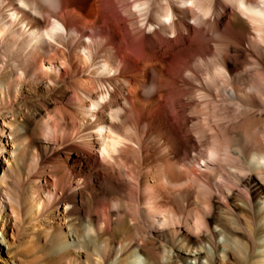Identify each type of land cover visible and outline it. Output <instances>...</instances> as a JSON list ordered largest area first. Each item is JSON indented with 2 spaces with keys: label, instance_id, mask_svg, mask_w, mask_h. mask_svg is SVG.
<instances>
[{
  "label": "bare ground",
  "instance_id": "obj_1",
  "mask_svg": "<svg viewBox=\"0 0 264 264\" xmlns=\"http://www.w3.org/2000/svg\"><path fill=\"white\" fill-rule=\"evenodd\" d=\"M229 1L264 40V2ZM175 4L197 13L191 23H198L199 17L208 18L213 11L211 0H177ZM148 5V2H136L131 9L142 16V25L146 24L152 32L158 27L146 21ZM172 6L169 3L165 14L158 13L161 23L173 24ZM40 19L42 14L26 0H0V56L15 57L16 50L46 51L48 47L61 46L60 39L74 44L91 42L90 38L82 40L78 33L69 31L57 16H51L46 26L40 24ZM171 36H176L175 30ZM107 52L112 55L115 48L110 45ZM81 54L85 58L91 56L86 47H82ZM211 59L214 61L216 56ZM113 61L105 57L92 69L101 78L115 76ZM18 68L15 65L14 72ZM43 70L59 72L54 61L43 64ZM224 72L222 67L215 69L218 76H224ZM1 76L0 234L8 247V259L0 256V264H264V139H260V132L264 138V108L258 100L250 97L252 105L248 107L233 88L226 92L241 108L259 110L260 117L251 126L241 132L234 130L236 135L228 138L236 143L241 137L250 143L249 157L242 158L247 160L251 172L247 173L239 164L233 173L234 182L248 189L249 198L228 184H217L222 198L215 200L217 190L212 179L198 173L220 158L223 148L219 140L207 148V156L197 164L198 169L190 174L184 172L189 175L188 189H180L179 184L173 183L175 171L163 173L171 187L166 185L160 190L150 178L142 185L143 175V180L134 176L138 185H132L126 171L137 174L136 167L143 164L138 162L130 167L125 158L129 147L141 146L127 134L130 129L122 134L105 123H98L92 129L85 145L94 150L97 144L108 165L104 173L106 180L97 189L82 182L86 159L76 154L71 143L63 146V142L50 156L43 154L60 137L55 136L54 142L39 137V122L47 134L60 131L64 136L70 128L76 129L66 109L52 110L45 105L39 118L32 119L24 112V104L18 102V91L13 93V84L3 80L8 71L1 72ZM166 80L161 75L158 83L162 88ZM101 86L106 88L103 83ZM110 98L111 91L107 88L98 99L91 98L90 105L82 106L91 124L98 122L97 113ZM197 98L207 101L202 93H197ZM173 104L172 110L165 111L169 124L162 129L169 151L183 150L192 142L184 115L176 102ZM108 118L118 119L119 108H111ZM196 136L201 139L199 132ZM27 138L34 148L32 163L35 164L27 165L29 171L25 177ZM227 161L233 160L227 158ZM162 197L170 199L172 204L164 203ZM41 242L46 250L40 251ZM20 246L25 248L19 250ZM142 257L144 262L140 261Z\"/></svg>",
  "mask_w": 264,
  "mask_h": 264
},
{
  "label": "rangeland",
  "instance_id": "obj_2",
  "mask_svg": "<svg viewBox=\"0 0 264 264\" xmlns=\"http://www.w3.org/2000/svg\"><path fill=\"white\" fill-rule=\"evenodd\" d=\"M26 1L42 14L41 25H49L50 17L57 16L69 31L82 36V40L85 37L91 39L86 45L83 41L74 44L68 39H60L61 46L48 47L46 51L16 50L15 57L0 56V77L1 72L8 71L3 80H10L13 93L18 91V102L24 104V112L28 116L39 118L45 105L52 110L62 107L70 114L71 124L76 127L74 129L70 125L72 128L64 137L60 131L47 134L42 122H39V137L52 142L55 136L60 137L43 154L50 156L52 150L58 149L63 142V146L71 143L76 154L84 155L86 159L82 182L101 189L108 165L101 157L97 144L94 150L85 147L88 136L98 123H105L122 134L130 129L127 134L141 148L129 147V157L125 161L130 167L138 162L143 164L141 168L136 167L137 174L126 171L132 185L137 186L135 177L143 180V175L145 180L142 185L150 178V182L161 190L166 185L170 186L163 173L175 171L173 183L179 184L180 189H188L189 175L184 172L190 174L193 169H198L197 164L207 156V148L219 140L218 144L223 148L220 158L211 161L209 167H203L198 173L212 179L217 190L215 200L222 198L217 184H228L250 197L248 189L237 185L233 179L235 166L239 164L247 173L251 172L247 160L242 158L249 157L247 148L250 143L241 137L236 143L228 138L236 135L234 130L241 132L251 126L260 117L259 110L256 107L249 110L241 108L226 96V92L233 88L243 104L250 107V97H253L264 108V40L257 36L254 26L229 0H211V15L208 18L199 17L198 23H191L197 13L178 8L175 4L177 0ZM136 2L149 3L144 15L147 22L158 27L155 31L149 32L147 25H142V16L132 11ZM250 2L256 3L257 0ZM169 3L173 4L175 20L172 25H165L158 20V13L165 14ZM28 14L31 15V12ZM174 30L176 36L172 37ZM110 45L115 48L112 55L107 52ZM82 47L90 50V58L81 54ZM215 56L213 61L211 57ZM105 57L114 60L115 76L101 78L92 69ZM49 61L58 66V73L43 70V64ZM15 65L19 67L18 72L13 70ZM216 67L224 68V76L215 73ZM161 75L167 78L165 88L158 83ZM21 82L22 85H19ZM102 83L106 88L101 86ZM107 88L111 91V98L97 113L98 122L91 124L82 106L90 105L91 98L98 99ZM197 93L205 94L207 101L198 99ZM175 102L184 115L192 142L183 150L169 151L163 131L169 124L165 111L172 110ZM111 108H119V118L114 121L108 118ZM197 132L201 139L196 136ZM260 139H264L262 132ZM228 144L231 147H226ZM26 146L25 177L29 171L27 165L34 161L30 138H27ZM227 158L233 161H227ZM162 199L164 203L172 204L170 199ZM101 201L106 202V199ZM0 246V256L8 259V247L2 234ZM22 247L19 250L25 248ZM41 250H46L42 242ZM25 259L32 260L30 257ZM140 261L144 262L143 257Z\"/></svg>",
  "mask_w": 264,
  "mask_h": 264
},
{
  "label": "snow or ice",
  "instance_id": "obj_3",
  "mask_svg": "<svg viewBox=\"0 0 264 264\" xmlns=\"http://www.w3.org/2000/svg\"><path fill=\"white\" fill-rule=\"evenodd\" d=\"M261 2H264V0H261Z\"/></svg>",
  "mask_w": 264,
  "mask_h": 264
}]
</instances>
